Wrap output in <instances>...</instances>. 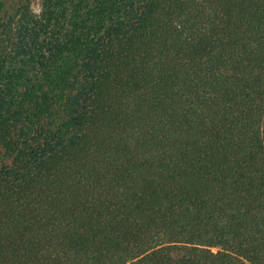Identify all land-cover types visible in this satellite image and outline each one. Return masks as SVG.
<instances>
[{
    "label": "trees",
    "instance_id": "1",
    "mask_svg": "<svg viewBox=\"0 0 264 264\" xmlns=\"http://www.w3.org/2000/svg\"><path fill=\"white\" fill-rule=\"evenodd\" d=\"M0 0V264H264V0Z\"/></svg>",
    "mask_w": 264,
    "mask_h": 264
},
{
    "label": "rangeland",
    "instance_id": "2",
    "mask_svg": "<svg viewBox=\"0 0 264 264\" xmlns=\"http://www.w3.org/2000/svg\"><path fill=\"white\" fill-rule=\"evenodd\" d=\"M32 9L36 13H40L43 7V0H31Z\"/></svg>",
    "mask_w": 264,
    "mask_h": 264
}]
</instances>
